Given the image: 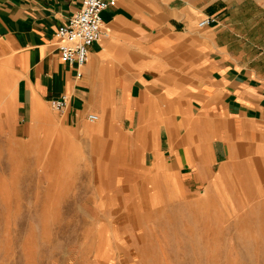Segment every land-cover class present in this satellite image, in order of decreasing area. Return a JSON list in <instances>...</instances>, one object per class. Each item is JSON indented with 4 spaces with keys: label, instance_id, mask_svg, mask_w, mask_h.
Returning <instances> with one entry per match:
<instances>
[{
    "label": "crops",
    "instance_id": "obj_1",
    "mask_svg": "<svg viewBox=\"0 0 264 264\" xmlns=\"http://www.w3.org/2000/svg\"><path fill=\"white\" fill-rule=\"evenodd\" d=\"M82 2L0 0V61L30 125L67 95L65 126L99 130L90 150H145L177 194L185 173L207 185L231 163L264 177V0H118L78 76L57 32Z\"/></svg>",
    "mask_w": 264,
    "mask_h": 264
},
{
    "label": "rangeland",
    "instance_id": "obj_2",
    "mask_svg": "<svg viewBox=\"0 0 264 264\" xmlns=\"http://www.w3.org/2000/svg\"><path fill=\"white\" fill-rule=\"evenodd\" d=\"M98 131L51 104L30 125L0 61V264H264V177L231 163L177 194Z\"/></svg>",
    "mask_w": 264,
    "mask_h": 264
},
{
    "label": "built area",
    "instance_id": "obj_3",
    "mask_svg": "<svg viewBox=\"0 0 264 264\" xmlns=\"http://www.w3.org/2000/svg\"><path fill=\"white\" fill-rule=\"evenodd\" d=\"M118 0H83L82 7L77 14L72 16L66 25L59 28L58 51L62 62L76 64L77 75L81 76L80 69L87 63L91 47L101 39L103 30L102 14L109 6L115 5ZM212 18L200 22V26L210 24ZM69 103L67 95H62L51 100L50 104L58 111L64 112ZM91 120L98 116L91 114Z\"/></svg>",
    "mask_w": 264,
    "mask_h": 264
}]
</instances>
